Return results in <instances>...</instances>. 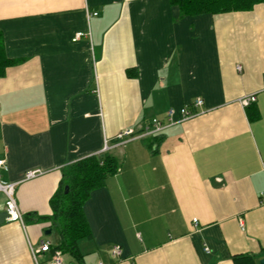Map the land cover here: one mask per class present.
<instances>
[{"label": "crops", "instance_id": "obj_1", "mask_svg": "<svg viewBox=\"0 0 264 264\" xmlns=\"http://www.w3.org/2000/svg\"><path fill=\"white\" fill-rule=\"evenodd\" d=\"M0 33L13 60L0 76V181L15 183L22 215L0 224V264H34L61 170L105 144L118 169L83 204V264H233L264 247V2L183 16L169 0H0ZM196 97L198 113L158 145L115 142Z\"/></svg>", "mask_w": 264, "mask_h": 264}, {"label": "trees", "instance_id": "obj_2", "mask_svg": "<svg viewBox=\"0 0 264 264\" xmlns=\"http://www.w3.org/2000/svg\"><path fill=\"white\" fill-rule=\"evenodd\" d=\"M171 5L178 7L180 14L199 15L205 13H223L230 11H246L264 0H169ZM4 54L3 40L0 33V76L5 68L12 63ZM252 105L246 106L248 109ZM250 119L257 118L258 112L251 114ZM161 138L154 135L153 141L158 145ZM118 167L116 158L104 151L98 155H91L68 164L61 170L60 183L49 200L51 215L39 216L38 219L49 221L50 226L56 228L60 241L51 249H58L62 253L69 252L80 263L82 255L77 248V242L90 237L86 219L83 214V204L92 190L102 187L106 179L113 175ZM66 187V191H65ZM264 256V247L258 254H235L233 264H258V258Z\"/></svg>", "mask_w": 264, "mask_h": 264}, {"label": "built area", "instance_id": "obj_3", "mask_svg": "<svg viewBox=\"0 0 264 264\" xmlns=\"http://www.w3.org/2000/svg\"><path fill=\"white\" fill-rule=\"evenodd\" d=\"M94 15L96 13H93ZM80 34H77L75 39L79 37ZM237 70H240V66H236ZM255 94H246L241 96L238 101L241 106L246 107L247 105L255 102ZM203 105V99L200 97L194 98L189 104H186L179 108L178 110L174 108H169L164 119L152 118L143 129L140 130L136 135L131 129H126L121 132H118L114 139L117 144L123 143L125 140L137 136L145 137L150 135H158L163 129L177 122H181L194 116L198 113L197 108H201ZM178 114V118L175 117ZM109 147L105 144L102 152L107 151ZM101 152V153H102ZM4 166V161L0 160V167ZM264 171V165H263ZM41 171L38 169L27 170L23 174V180L33 178L40 174ZM15 183L0 181V191L5 195V211L7 213L6 219L8 220H18L22 221V215L17 207V203L14 197ZM195 221V220H193ZM205 251L208 252V248H205ZM30 253L33 259L34 264H62V252L58 249H51V243L48 241H41L37 246H30ZM46 253L47 256L43 257V254ZM111 253L115 256L121 254V248L118 246H113Z\"/></svg>", "mask_w": 264, "mask_h": 264}, {"label": "rangeland", "instance_id": "obj_4", "mask_svg": "<svg viewBox=\"0 0 264 264\" xmlns=\"http://www.w3.org/2000/svg\"><path fill=\"white\" fill-rule=\"evenodd\" d=\"M48 229H50V233L47 234L46 237L51 241V244L58 243L60 241V239H59L58 232H57L56 228H54L53 226H50V228H48ZM70 255L71 254L69 252H63L62 253V259L63 258L64 259H68V257H70ZM74 259H75V257H74ZM72 262L75 263V264H79L78 262H76V259H75V261H72Z\"/></svg>", "mask_w": 264, "mask_h": 264}, {"label": "water", "instance_id": "obj_5", "mask_svg": "<svg viewBox=\"0 0 264 264\" xmlns=\"http://www.w3.org/2000/svg\"><path fill=\"white\" fill-rule=\"evenodd\" d=\"M65 191H66V187H65ZM7 217V213L5 210L0 211V224L4 222V220ZM50 233V229H47L44 231V234H49ZM258 264H264V258L259 259Z\"/></svg>", "mask_w": 264, "mask_h": 264}]
</instances>
